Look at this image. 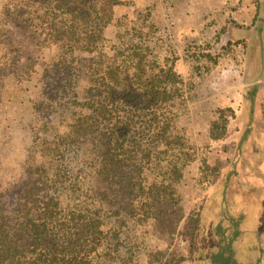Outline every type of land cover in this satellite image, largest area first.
<instances>
[{
	"label": "trees",
	"instance_id": "obj_1",
	"mask_svg": "<svg viewBox=\"0 0 264 264\" xmlns=\"http://www.w3.org/2000/svg\"><path fill=\"white\" fill-rule=\"evenodd\" d=\"M262 1L255 3L252 21L236 28L257 30ZM8 4L44 47L56 50V60L33 106L39 126L32 130L26 163L37 186L17 197L0 184V264H139L141 257L146 264H225L215 248L231 244L248 255V245L258 240L245 217L260 203L261 188L253 190L238 170L240 152L222 168L221 159L210 162L209 150L217 146L227 153L232 143L241 144L251 134L253 114L239 126L233 107L217 108L200 147L180 126L195 77L210 74L238 47L246 49L243 31L238 39H223L222 27L213 44L188 39L179 55L164 40L160 52L156 16L136 0ZM119 7L132 17L115 18ZM111 24L118 28L113 39L106 34ZM181 60L194 78L185 80ZM256 95V87L244 88L241 105L253 106ZM259 104L264 110V100ZM235 126L236 134L242 132L237 141L231 134ZM38 155L46 164L36 162ZM196 161V186L212 194L189 216L188 255L149 246V224L159 235L175 236L183 170ZM201 235L205 244L199 247Z\"/></svg>",
	"mask_w": 264,
	"mask_h": 264
},
{
	"label": "rangeland",
	"instance_id": "obj_2",
	"mask_svg": "<svg viewBox=\"0 0 264 264\" xmlns=\"http://www.w3.org/2000/svg\"><path fill=\"white\" fill-rule=\"evenodd\" d=\"M256 2L258 0H173L165 7L162 0H136L139 8L149 6L156 16L161 31L158 36L162 46L160 52L165 49V43L182 55L191 38L213 44L214 34L222 27L227 29L223 39H238L243 31L242 36L247 41L246 49L238 47L233 57L223 58L210 74L196 76L189 63L184 60L178 63V70L186 81L196 76L194 89L188 93L191 96L189 109L182 116L180 126L197 146L204 145L209 122L215 117L217 108L233 107L240 115L239 126L243 124V117L247 121L246 115L249 112L253 114L251 134L244 137L241 144L232 143L227 153L217 146L209 150L210 162L221 159L224 162L222 168L231 164L234 151L240 152L238 170L249 179L253 190L261 188L257 195L262 199L255 205L258 212L254 211V206L245 217L246 228L250 222L252 225L247 229L251 228L250 234L258 240V244L254 246L255 241H252L251 246L248 245V250L251 249L248 255L233 244L222 249L215 248L217 255L222 253V259L226 258L225 264H264V110L258 108L264 100V17H259L258 20L263 22L255 25L257 30L244 33V30L236 28L252 21ZM131 14L125 7L115 8V18H131ZM27 24L10 11L8 0H0V184L17 197L37 186L35 176L26 163L32 130L39 126L35 124L38 117L33 106L41 97L48 81L47 75L56 60V50L44 47L42 37ZM117 29L111 24L106 30L107 36L113 39ZM212 49L216 53L217 45H213ZM246 87L249 90L256 87L258 92L257 101L251 107L241 105L242 90ZM238 128L231 130L235 141L242 135V132L241 135L235 133ZM37 161L46 164L39 155ZM198 168L199 162L196 161L183 170L184 177L179 186L183 197L181 220L175 236L171 239L159 235L153 224H149L146 227L149 246L159 247L165 252L176 251L180 256L188 255L189 216L212 194L211 189L202 191L196 186ZM198 240L199 247L204 246L202 235ZM251 259L259 262L254 263ZM139 260V264H146L144 257Z\"/></svg>",
	"mask_w": 264,
	"mask_h": 264
}]
</instances>
